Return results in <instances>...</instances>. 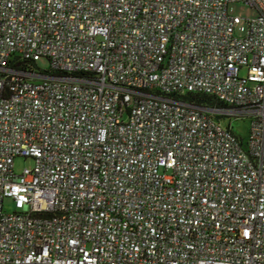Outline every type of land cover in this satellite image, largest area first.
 Returning a JSON list of instances; mask_svg holds the SVG:
<instances>
[{
    "label": "built area",
    "instance_id": "obj_1",
    "mask_svg": "<svg viewBox=\"0 0 264 264\" xmlns=\"http://www.w3.org/2000/svg\"><path fill=\"white\" fill-rule=\"evenodd\" d=\"M0 264H264V0H0Z\"/></svg>",
    "mask_w": 264,
    "mask_h": 264
},
{
    "label": "rangeland",
    "instance_id": "obj_2",
    "mask_svg": "<svg viewBox=\"0 0 264 264\" xmlns=\"http://www.w3.org/2000/svg\"><path fill=\"white\" fill-rule=\"evenodd\" d=\"M228 13L231 16H237L241 18L240 23L235 27V34L239 37H242L247 32L248 21H251L257 17L256 9L244 5L242 3H230L228 5ZM36 65L39 69L47 71L49 69V61L46 58H40ZM223 126L230 125L233 132L242 137L243 139H247L250 130V120L248 118H241V119H227L222 122ZM34 165V162L31 158H22L17 157L14 160V172L20 173L24 168H31ZM5 208L7 212L14 211V205L11 201L6 200Z\"/></svg>",
    "mask_w": 264,
    "mask_h": 264
},
{
    "label": "trees",
    "instance_id": "obj_3",
    "mask_svg": "<svg viewBox=\"0 0 264 264\" xmlns=\"http://www.w3.org/2000/svg\"><path fill=\"white\" fill-rule=\"evenodd\" d=\"M180 98L186 102H189L194 105L202 106V107H220L221 106V104L217 102V100L214 97L204 95V94L186 93L180 96Z\"/></svg>",
    "mask_w": 264,
    "mask_h": 264
}]
</instances>
